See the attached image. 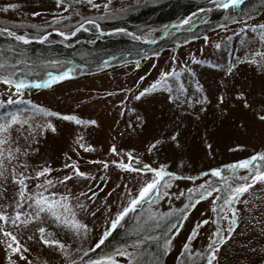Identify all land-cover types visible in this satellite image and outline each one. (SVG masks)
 I'll use <instances>...</instances> for the list:
<instances>
[{"label":"rangeland","instance_id":"374dc122","mask_svg":"<svg viewBox=\"0 0 264 264\" xmlns=\"http://www.w3.org/2000/svg\"><path fill=\"white\" fill-rule=\"evenodd\" d=\"M168 1L92 0V5H98L93 7L87 0H61L59 4L57 0H0V26L16 34L32 37L57 27L61 31L72 29L74 34L67 37L53 33L54 39L69 47L77 46L80 40L76 34L87 28L86 20L94 19L100 35L121 31L138 42L133 53L136 58L125 59L126 55L119 53L120 58H114V62L106 66L102 58L94 60L93 68H103L97 67L99 70L95 72L83 70L75 78L51 84L46 81L39 90L23 89L19 104L8 105L9 95L15 100L16 94L9 85L0 82V101H4L0 113L10 107H32L26 104L27 100L50 110L47 115L35 111L30 116L36 132L30 136L31 150L21 157L27 162V174L49 166L52 171L48 176L55 181L71 171V162H74L81 171L91 175L54 183L49 191L67 190L73 197L86 188L96 192L92 204L88 205L89 211L73 209L88 225L86 235L75 237L69 229L42 214L40 219L27 225L12 226L19 243L27 249L24 252L27 259H20L0 242V264H10V261L64 264L58 245H44L40 241L37 229L42 225L51 232V235L46 232L47 238L70 245L71 259L81 258L77 264H87L88 259L95 260L101 255H112L119 264H127L130 257L118 254L121 246L134 255L137 264H150V260H154L151 264H208L212 260L208 253L215 250L214 244L212 249L208 248L213 243L210 237L216 230L227 234L229 228L231 235L215 250L216 259L212 264H264V182L252 184L230 204L224 202L229 195L227 186L240 182L238 177L251 174L247 168L227 166L244 159L251 161L255 153L264 152V120L257 115L264 108V56L259 54L264 52V41L259 36L264 30L244 27L264 25V3L256 8L243 9V5L240 14L226 10L222 17L213 18L215 13L211 11L224 8L213 0H195L193 10L184 18L176 19V28L166 33L163 29L169 23H144L139 27L142 34L120 24L134 8ZM53 17L58 19L54 21ZM80 24L84 26L79 27ZM2 31L0 29V38L6 35ZM90 39L89 42L94 41L93 37ZM29 67L31 71L25 75L24 69L22 74L27 80L38 79L30 75L40 76L41 70V78H47L50 71L46 69L60 68L46 64L34 71L33 66ZM163 72L173 75L161 78ZM157 80L161 83L155 84ZM144 88L150 91L137 98V93ZM237 92L244 95L237 96ZM52 112L63 115L57 117ZM24 115L29 116V113L25 111ZM67 115H74L84 123L68 120ZM89 120H94L95 124L87 123ZM46 122H51L55 131L46 128L40 133V126ZM12 134L14 138L17 136L15 130ZM20 142L24 143L23 137ZM118 160L131 165L132 160L141 161L147 167L141 169L132 165L131 170H122L112 163ZM65 164L69 167H63ZM161 165L165 173H176L174 177H161V197L138 205L117 224L124 225L130 233L148 230L154 234L156 228L162 226L163 241L160 248L156 245L153 251L158 254L157 258L144 247V242L151 240L146 233L141 236L140 244L103 247L101 243L106 237L103 240L100 237L105 229H110L109 233L114 229L110 221L127 202L129 189L135 194L138 187L153 176L150 169ZM213 168L221 170V177L214 176ZM164 180L168 181L167 185ZM221 180L224 182L220 183ZM205 181L218 186V191L202 199L198 192H189ZM35 182L33 175L27 187L32 189ZM6 188L0 207L7 203L9 207L3 210L11 215L15 186ZM186 205L190 207L187 216H183L181 212ZM232 216L237 218L235 225L231 223ZM201 220L207 223H199ZM197 224V231L192 233ZM190 233L193 239L187 241ZM0 237L8 239L2 234ZM166 239L167 248L164 247ZM185 242L191 247L185 249Z\"/></svg>","mask_w":264,"mask_h":264},{"label":"snow or ice","instance_id":"6c2138e0","mask_svg":"<svg viewBox=\"0 0 264 264\" xmlns=\"http://www.w3.org/2000/svg\"><path fill=\"white\" fill-rule=\"evenodd\" d=\"M61 0H57L59 4ZM88 4L93 7H97L98 5H92V0H87ZM240 3V0H223L222 3L217 5L218 7L228 8L229 5H236ZM9 7H15V5H9ZM107 7V5H105ZM36 15V13H33ZM54 21L58 19L57 17L52 18ZM85 23L95 25L99 28V25L96 23V20H86ZM83 24H80L79 27H83ZM245 28H251L253 31H256L257 28L264 30V25H244ZM4 31L9 36H15V39L18 41L27 42L29 39H39L45 40L48 36V32H44L42 35H36L34 37H29L27 35L16 34L8 29H4ZM52 31L58 32L61 36L67 37L74 34L72 29H67L65 31H61L60 28H53ZM261 41H264V31L259 33ZM218 46V45H217ZM264 56V52L259 53ZM253 56V60H254ZM193 59H195L193 57ZM68 72L62 73L58 77H49L50 80H55L59 78H63L64 75H68ZM173 75V73L163 72L161 73V78ZM0 82H3L10 86L12 92H14L15 100H13L12 95L8 97V105H12L13 103L19 104L22 99V91L26 85L34 84L36 86H40L42 84H46V81L40 80H26V79H17L15 72H8L6 74H0ZM155 84H160L161 80H157L154 82ZM150 91V88H144L142 92L137 93V98L142 94ZM237 96H243V92H237ZM169 99H172L170 96ZM223 100V96L220 97ZM245 106H248L247 100L244 101ZM27 105H31L32 107H28L25 109H21L18 107H10L8 111L0 113V198H3L4 192H6L7 185L15 186V199L12 201L14 205V209L12 214L3 209H7L9 205L7 203L3 204L0 207V234L3 237H7L8 239H2L0 237V242H2L5 247L9 249L10 252L18 254L20 259H27L24 256V252L27 250L24 245L20 244L17 235L14 234L12 230L13 225L24 226L27 225L30 221L38 220L41 218L42 214L49 216L53 223L61 225L69 229L75 237H83L88 232V225L80 220L73 210L74 208H79L84 211H89L88 205L92 204L96 192L92 190V188H86L83 191L77 193L75 197L72 196V193L65 190L62 193H56L49 191V189L53 186L54 183L68 181L72 177H87L90 176V173L81 171L79 167L75 166L74 162L72 163V170L57 180H53L48 174L52 171L49 166H43L42 168L35 169L32 171V174H27V162L21 157L25 156L28 151L31 150V134L36 132V128L32 125L30 120V116L33 112L39 111L44 115L49 114V109L43 108L40 105H33L31 100L26 101ZM4 105V101H0V107ZM27 111L29 116H25L24 112ZM54 116L60 117L63 115L60 112H52ZM258 118L264 120V108H261L257 113ZM68 120L76 121L77 123H84V121L79 120L74 115L65 116ZM89 124H95L94 120L87 121ZM28 125V128L25 129L24 125ZM46 128H51L55 131V126L51 124V122H46L40 126V133ZM13 130L16 131L17 136L13 137ZM21 137H23L24 143L20 142ZM83 146V145H81ZM91 148V145H88ZM112 151H116L113 146ZM131 158V157H130ZM259 158V162L257 163ZM113 164H116L120 169H132V165L124 160L112 161ZM104 166L107 167V162L104 163ZM63 167H69L68 164L63 165ZM229 168H247L250 171V175H246L243 177H238L240 182L235 183L234 185H228L227 191L229 193L227 199L224 201L225 204H230L233 198H238L241 194L247 191L252 184H255L257 181L264 182V152H257L251 157V161L249 159H244L236 162L234 165H228ZM19 169V170H18ZM164 166L161 165L158 168H151L150 171L153 173V176L150 179L145 180L136 191L135 194L131 193L129 189L127 194V202L122 205V207L115 213L114 218L111 219L110 225L111 228H115L117 224L121 221L123 217L126 216L130 212V210H134L138 205L142 206L147 201H155L160 198L162 195V190L160 188L161 177L162 176H176L175 172L165 173L163 171ZM211 172L216 177H221V170L219 168L211 169ZM35 177L36 182L33 184L32 189L27 187V181L31 180L32 177ZM224 181L221 180L220 183ZM163 183L165 185L168 184L167 180H164ZM97 191L99 189L97 188ZM218 191V186L214 187L211 181H205L201 183L198 188L189 189V192H198L199 198H204L212 195L213 192ZM166 195V193H164ZM125 193H121V196H124ZM83 197V200H81ZM191 199V197L189 198ZM75 200V205L71 204V201ZM247 203V201H245ZM190 205L185 206V210L181 212V215L187 216L188 208ZM31 210V211H29ZM235 211V210H234ZM139 219V218H138ZM159 219V217H157ZM199 223H207V220H201ZM231 223L235 225L237 223L236 216L231 217ZM199 227V224L193 227L192 233H195ZM178 230V229H177ZM39 233V239L42 241L44 245H58V251L64 257V264H77V261L81 258L77 256L76 260L71 259V250L70 245L58 240V239H49L46 237V232L48 235H51L50 230L46 229L45 226H40L37 229ZM110 229H105L103 235L100 237L101 240L104 237L108 236ZM231 235V228H229L227 234H220L219 230H216L214 234L210 237L212 240V244L208 245L209 249L213 248V244L215 246V250H218L221 245L228 240ZM31 238V237H29ZM193 239V235L190 233L187 237V241H191ZM141 241L137 240L136 244H140ZM169 246V241L166 239L164 242V247L167 248ZM191 245L188 242H185L184 248L188 249ZM122 250L118 253L122 256H128L130 259L127 264H137L135 257L132 253H129L127 250H124V246H121ZM215 250L209 251V255L212 257V260L216 259ZM212 260H209L208 264H212ZM10 264H15L14 261H10ZM87 264H119L118 261L113 259L112 255H101L95 260L88 259Z\"/></svg>","mask_w":264,"mask_h":264},{"label":"trees","instance_id":"16d2710c","mask_svg":"<svg viewBox=\"0 0 264 264\" xmlns=\"http://www.w3.org/2000/svg\"><path fill=\"white\" fill-rule=\"evenodd\" d=\"M213 1H215V3L223 2V0ZM263 3L264 0H247L242 4V6L244 5L243 9L248 7L250 8V6L256 8L262 6ZM196 4L197 2L195 0H169L166 3L145 4L141 8H134V10L128 11V16L124 17L120 24L123 25V27H127L139 34H142V30L139 28L140 25L151 22L157 23V25H165L172 21H176V19L180 20L187 16L191 10H193ZM242 6H240L238 9L228 7L227 9L224 8L219 11L213 10L211 12L215 13L213 14V18L222 17L224 11L226 10H228L230 14L234 12L240 14V11L243 10L241 8ZM2 33L3 35H6L5 37L1 36L0 38V73H7L6 70H10L11 72H15L17 79L22 78L27 80V76L25 75L31 71L29 66H33L34 71L40 70V66L46 64L48 66L60 67L59 69H46L50 72L48 74L49 76L44 79L41 78L43 76L42 70L40 72V76L30 75V77L38 78L32 79L34 81H48L49 84L64 79L75 78L79 74H82L81 72L83 70L84 72L98 71V66L93 68L92 64L94 63V60H99L100 58H102V60L105 62V65L103 64L104 66L111 65V63L114 62V58L119 57V55H126L125 59L129 57V59L136 58L133 53L135 51V45L138 44L134 38L131 39V37H128L130 35H128L126 32L118 31L113 34L110 33L107 35H100L97 33V27L92 24H87L86 29H81L76 34L77 39L80 40V45H74L70 47L68 45L61 44L59 41H55L54 38L56 35L53 33L43 41H32L29 43L18 41L14 37H10L5 31H2ZM30 36L32 35L30 34ZM91 37L94 38V41L89 42V40H92L90 39ZM82 39H84V42H82ZM151 45H154V43ZM91 68L92 70H90ZM98 68L101 69L103 67L99 66ZM24 69H26L25 75H22ZM65 72H68L69 74L64 75L63 78L55 79L53 81L49 79L50 76L58 77ZM41 86L42 85L36 86L34 84H29L26 85L24 89L39 90L42 88ZM126 223L127 222H125V224ZM145 233L151 238L150 241L148 240L149 243L151 242V244L144 242V247L147 248L146 250L148 253H150L152 256L156 255L157 258L158 254L154 253L153 251L156 245L158 248H160L163 241L162 238L164 237L165 233L162 226L159 227V229L156 228L153 234L149 233L148 230L145 232L135 231L130 233L125 230L124 225H117L112 230V232L106 236L105 241L101 244L105 248L112 245H128L131 243H136V241L140 240L141 236H144ZM105 250L106 249H104V252ZM97 253L100 252L97 251ZM150 261L154 262V260ZM152 262H150V264Z\"/></svg>","mask_w":264,"mask_h":264},{"label":"water","instance_id":"95a60500","mask_svg":"<svg viewBox=\"0 0 264 264\" xmlns=\"http://www.w3.org/2000/svg\"><path fill=\"white\" fill-rule=\"evenodd\" d=\"M169 26H170V25H169ZM169 26H168V27H169ZM168 27H166V28L164 29L163 33H165V32L167 31ZM131 163H132L133 166H135V167H139V168H141V169L147 167V165H146L145 163L141 162V161H134V160H132Z\"/></svg>","mask_w":264,"mask_h":264},{"label":"bare ground","instance_id":"6f19581e","mask_svg":"<svg viewBox=\"0 0 264 264\" xmlns=\"http://www.w3.org/2000/svg\"><path fill=\"white\" fill-rule=\"evenodd\" d=\"M173 27H175V28H176V26H173ZM169 29H172V27H171V28H169ZM169 29H168V31H169ZM168 31H167V32H168Z\"/></svg>","mask_w":264,"mask_h":264}]
</instances>
